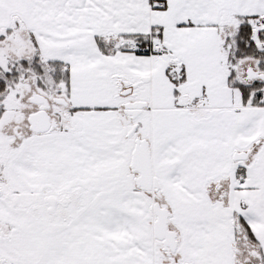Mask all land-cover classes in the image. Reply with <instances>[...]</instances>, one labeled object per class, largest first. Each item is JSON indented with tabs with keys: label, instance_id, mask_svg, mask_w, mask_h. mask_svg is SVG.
I'll return each mask as SVG.
<instances>
[{
	"label": "snow or ice",
	"instance_id": "snow-or-ice-1",
	"mask_svg": "<svg viewBox=\"0 0 264 264\" xmlns=\"http://www.w3.org/2000/svg\"><path fill=\"white\" fill-rule=\"evenodd\" d=\"M0 264H264V0H0Z\"/></svg>",
	"mask_w": 264,
	"mask_h": 264
}]
</instances>
